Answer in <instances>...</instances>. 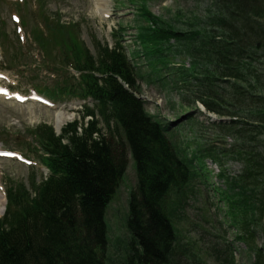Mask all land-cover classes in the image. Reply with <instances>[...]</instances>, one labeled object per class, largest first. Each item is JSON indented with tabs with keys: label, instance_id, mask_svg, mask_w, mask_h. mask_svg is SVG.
<instances>
[{
	"label": "rangeland",
	"instance_id": "374dc122",
	"mask_svg": "<svg viewBox=\"0 0 264 264\" xmlns=\"http://www.w3.org/2000/svg\"><path fill=\"white\" fill-rule=\"evenodd\" d=\"M12 1L0 0V34L6 35L0 38L3 51L2 45L7 46V42L19 50L10 17L15 12ZM215 1L44 0V11L54 14V17L60 15L63 23H79L81 40L91 52L92 38L111 45V34L123 28L121 36L129 55L136 49L133 46L135 27L142 25L135 21L134 16L140 5L176 30L209 32L208 42L213 40L216 43L214 40L220 32L210 26L209 21ZM23 14L28 27L21 34L24 40L19 41L23 50L16 53L19 54L16 55L19 57H16V68L4 72L15 89L28 90L32 84L43 89L52 84V77L46 72L47 67L42 65L41 53L29 35L30 29L39 24L35 0H24ZM249 21L256 23L250 33L254 49L250 55L246 49L241 59H235L238 64L234 59L230 61L234 66L233 72H241L235 73V77L223 75L225 73L221 76L223 68L208 58L218 55L219 50L222 54L225 48L217 44L216 49L210 51L198 40L192 47L199 50L197 56L205 63L204 69L200 70V80L213 78L210 73L213 75L216 70L218 79L214 78L212 83L193 80L187 87L170 90L164 83L152 82L154 77L151 81L146 79L150 69L145 59L133 61L140 75L145 111L161 124H170L174 131L176 129L177 132L169 134V138L181 151L179 155L183 157L185 151L187 156L193 157L198 150L217 153L214 158L201 160L205 165L202 169L204 178L193 166L191 171L196 175H192L178 203L172 198L176 202L174 209H168L172 210L173 225H170L176 239L170 247L178 252L179 264H264V118L261 117V113L264 114V20L250 18ZM1 48L0 62L3 61ZM175 56L174 65L182 61L186 67L190 65L188 55L179 57L175 53ZM6 66V63H0L1 68ZM171 69L170 75L175 73ZM210 95L215 101L219 96L226 102L218 108L223 115L208 112L202 106L200 99L208 101ZM54 103L52 108L34 102L18 105L0 97V147L19 152L35 163L33 170L15 160H0V217L6 205L4 190L10 184L26 183L34 175L37 181L47 176V171L36 161L38 157L32 155L36 141L30 130L43 124L55 127L57 113L61 111L71 116L70 120L77 118L76 112L81 107V103L74 101L57 100ZM71 122L65 123L64 127ZM95 151L87 150V154L94 155ZM135 185L133 162L127 154L124 175L104 214L107 246L101 258L102 264H127V257L131 255L129 250L134 248L126 223L129 196ZM234 202L243 205L237 204L231 209ZM244 226L248 230L243 231Z\"/></svg>",
	"mask_w": 264,
	"mask_h": 264
},
{
	"label": "trees",
	"instance_id": "16d2710c",
	"mask_svg": "<svg viewBox=\"0 0 264 264\" xmlns=\"http://www.w3.org/2000/svg\"><path fill=\"white\" fill-rule=\"evenodd\" d=\"M212 9L210 26L220 32L214 40L216 43L210 40L212 44L208 42L209 32L178 31L141 9L139 19L146 25L140 28L136 41L143 55L153 59L148 63L157 73L161 68L168 70L172 63V50L176 47L170 41L190 57L188 69L184 65L177 67L174 79L170 80L172 86L183 88L193 80L212 83L214 78L218 79L214 70L215 74L210 73L213 78L200 80L205 63L197 56L199 50L192 47L197 40L210 51L217 44L225 48L222 54L219 50L218 55L208 57L223 68L221 76L235 77V73H241L233 72L230 61L241 59L246 49L248 54L254 49L250 33L256 23L252 24L249 19L264 20V0H216ZM47 29L53 45L49 46V39L40 40V44L47 46L44 50L56 43L72 57L74 68L80 74L76 82L73 78L57 81L52 93L89 97L95 106L84 111V116L92 117L90 122L85 125L74 122L64 130L67 145L51 129H43L39 140L49 177L39 184L31 183L30 192L21 184L8 190L6 212L0 218V264H102L107 246L104 214L127 165L126 146L137 177L126 223L134 242L127 264H179L178 252L170 247L176 239L170 225H173L172 210L168 209H174L175 200L179 202L192 175H196L192 174L193 166L200 171L201 160L214 158L217 153L198 150L191 158L185 151L183 157L179 155V148L164 135L165 129L147 115L142 102L135 100L116 81L115 77H119L130 89L136 82V74L123 48L118 45L111 51L98 48L94 60L72 27L69 30L57 23L48 25ZM58 36L65 41L58 43ZM235 63L238 64L236 60ZM212 97L208 101L200 99L202 105L209 112L223 115L218 108L226 102L219 96L218 101ZM90 149L96 150L94 155L87 154ZM237 204L243 205L234 202L231 209ZM244 229L248 230L246 226Z\"/></svg>",
	"mask_w": 264,
	"mask_h": 264
},
{
	"label": "bare ground",
	"instance_id": "6f19581e",
	"mask_svg": "<svg viewBox=\"0 0 264 264\" xmlns=\"http://www.w3.org/2000/svg\"><path fill=\"white\" fill-rule=\"evenodd\" d=\"M70 119H71V116L64 114L62 111L57 113L56 121H55V130L57 132H60L63 125L67 123Z\"/></svg>",
	"mask_w": 264,
	"mask_h": 264
}]
</instances>
